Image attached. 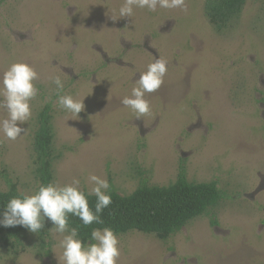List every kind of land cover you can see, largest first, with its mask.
<instances>
[{
	"label": "rangeland",
	"instance_id": "obj_1",
	"mask_svg": "<svg viewBox=\"0 0 264 264\" xmlns=\"http://www.w3.org/2000/svg\"><path fill=\"white\" fill-rule=\"evenodd\" d=\"M122 3L0 0V79L13 62L39 73L27 131L15 141L0 133V191L12 183L37 191L33 138L39 111L51 103L53 182L79 178L87 190L95 174L130 195L141 182L168 186L184 168L189 181L216 182L225 193L167 241L118 236L119 264H264V0H248L222 33L206 17L205 0L135 8L131 18H119ZM157 58L168 72L145 97L151 114L137 120L121 101ZM55 76L62 94L84 100L79 117L55 105ZM51 227L15 249L0 244V264H59L63 236Z\"/></svg>",
	"mask_w": 264,
	"mask_h": 264
},
{
	"label": "clouds",
	"instance_id": "obj_2",
	"mask_svg": "<svg viewBox=\"0 0 264 264\" xmlns=\"http://www.w3.org/2000/svg\"><path fill=\"white\" fill-rule=\"evenodd\" d=\"M158 7L184 8L185 0H123L119 18H131L135 8L155 12ZM112 19L116 20L115 17ZM167 72L168 62L163 58L155 59L146 71L139 74L131 95L121 101L137 120L151 114V104L145 97L161 88ZM38 79L39 73L27 62H13L3 73L0 79V110L6 112V116L0 120V133L6 139L15 141L27 131L22 125L32 117L31 102L39 93L35 83ZM51 80L57 92L55 105L73 117H79L85 108L84 100L62 94L65 84L59 76ZM86 180L92 185L87 190L81 187L79 178H73L68 184L50 182L40 185L33 194L21 193L12 197L4 206L0 226H20L38 233L47 220L52 224L51 228L63 236L59 242L62 254L56 255L59 264H119L120 238L111 228H94L89 239L84 241L76 228L69 227V215L78 217L85 226L103 224L102 213L112 204L110 184L106 178L89 174ZM92 196L96 198L94 208L90 207L88 199Z\"/></svg>",
	"mask_w": 264,
	"mask_h": 264
},
{
	"label": "trees",
	"instance_id": "obj_3",
	"mask_svg": "<svg viewBox=\"0 0 264 264\" xmlns=\"http://www.w3.org/2000/svg\"><path fill=\"white\" fill-rule=\"evenodd\" d=\"M248 0H205V14L218 33L228 30L238 20ZM54 109L51 103L45 104L37 115L33 147L36 165V177L40 185L54 181V163L58 159L54 154ZM110 195L112 204L102 213L103 224L85 226L81 220L69 215L70 228H76L80 238L87 241L94 228H111L118 236L132 232L152 235L161 241H167L180 232L193 220L216 209L225 198V193L216 182H191L184 168L175 182L168 186L149 185L141 182L130 195L119 194L112 182ZM39 189V187H38ZM37 189V190H38ZM21 192L15 183L7 191H0V218L6 202ZM90 207L94 208L96 198L89 197ZM51 223L45 221V227L38 233L26 228L0 226V244L7 249H15L27 234L42 235ZM50 245V244H49Z\"/></svg>",
	"mask_w": 264,
	"mask_h": 264
}]
</instances>
